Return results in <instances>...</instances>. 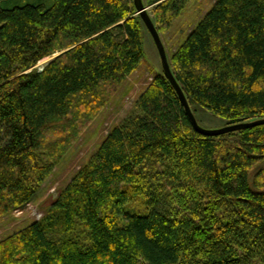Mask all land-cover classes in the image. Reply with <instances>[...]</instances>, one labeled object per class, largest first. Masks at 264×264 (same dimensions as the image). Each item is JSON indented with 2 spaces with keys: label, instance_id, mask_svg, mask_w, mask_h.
<instances>
[{
  "label": "trees",
  "instance_id": "16d2710c",
  "mask_svg": "<svg viewBox=\"0 0 264 264\" xmlns=\"http://www.w3.org/2000/svg\"><path fill=\"white\" fill-rule=\"evenodd\" d=\"M192 1L149 0L159 32ZM144 24L134 0H0V225L142 65ZM169 61L194 113L264 118V0H217ZM0 264H264V123L199 132L163 69Z\"/></svg>",
  "mask_w": 264,
  "mask_h": 264
},
{
  "label": "rangeland",
  "instance_id": "374dc122",
  "mask_svg": "<svg viewBox=\"0 0 264 264\" xmlns=\"http://www.w3.org/2000/svg\"><path fill=\"white\" fill-rule=\"evenodd\" d=\"M217 0H193L173 23L160 34L167 49L168 56L175 52L187 39L190 32L199 24ZM153 18V5L144 0ZM144 59L142 65L128 78L125 85L86 129L81 138L68 151L53 174L43 184L36 198L24 209L16 211L0 225V238L38 219L47 210L51 198L59 187L67 184L75 172L88 162L108 132L132 110L136 98L146 88L154 75L162 71L161 57L150 30L143 27ZM53 56L42 59L38 65L47 64ZM195 115L199 123L206 128H218L227 124V120L213 112L196 107Z\"/></svg>",
  "mask_w": 264,
  "mask_h": 264
},
{
  "label": "water",
  "instance_id": "95a60500",
  "mask_svg": "<svg viewBox=\"0 0 264 264\" xmlns=\"http://www.w3.org/2000/svg\"><path fill=\"white\" fill-rule=\"evenodd\" d=\"M134 2H135L136 9H137V14H139L142 17L145 25L147 26V28L150 30L151 34L153 35V38L156 42V45H157V48H158V51H159V54L161 57V63H162L164 72L167 75V77L170 79L172 84L175 86V88L179 94V97H180V99H181V101H182V103L186 109L188 116L190 117L195 128L199 132H201L205 135L216 136V135H220V134H224V133H228L231 131H236V130H239L242 128L252 127V126L264 123V118H260V119H255L252 121H244V122H239V123H229V124H226V125H224L222 127H218V128H206V127L202 126L199 123V121L197 120V117L194 113V110H193L192 106L190 105V102H189L182 86L180 85V83L178 82V80L176 79V77L172 71L166 46L164 44V41L162 39V36H161L157 26H156V24L152 18V15L149 11V6L146 5L144 0H134ZM59 54H61V52L57 53L54 56V58L56 56H58ZM47 64H44L42 66L37 65V67H39L40 70H43Z\"/></svg>",
  "mask_w": 264,
  "mask_h": 264
}]
</instances>
